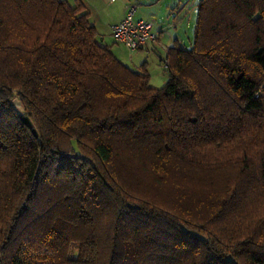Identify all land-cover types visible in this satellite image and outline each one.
<instances>
[{
  "label": "trees",
  "instance_id": "1",
  "mask_svg": "<svg viewBox=\"0 0 264 264\" xmlns=\"http://www.w3.org/2000/svg\"><path fill=\"white\" fill-rule=\"evenodd\" d=\"M195 5L153 87L80 0H0V264H264V0Z\"/></svg>",
  "mask_w": 264,
  "mask_h": 264
},
{
  "label": "crops",
  "instance_id": "2",
  "mask_svg": "<svg viewBox=\"0 0 264 264\" xmlns=\"http://www.w3.org/2000/svg\"><path fill=\"white\" fill-rule=\"evenodd\" d=\"M80 1L89 13V21L95 27L96 39L99 43L109 47L110 51L122 63L135 72H146L151 85L153 80H158L159 76L161 77L158 70L162 68L158 67V64H167L168 49L173 45L185 48L186 40L190 41L196 16V2H191L189 5L184 3L183 0ZM130 3L137 4L136 19L153 20L152 31L156 32L157 36L140 49L130 51L126 47L131 52L128 59L125 53L121 51L120 43L116 42L112 35L111 25L122 18L125 7ZM192 5H194V9L191 11L190 7ZM107 33L111 34L112 42L117 43L116 45H109V41L104 37ZM121 45L123 44L121 43ZM164 69H166L165 66ZM167 75L165 74V79H162L161 82L166 81Z\"/></svg>",
  "mask_w": 264,
  "mask_h": 264
},
{
  "label": "built area",
  "instance_id": "3",
  "mask_svg": "<svg viewBox=\"0 0 264 264\" xmlns=\"http://www.w3.org/2000/svg\"><path fill=\"white\" fill-rule=\"evenodd\" d=\"M137 4L130 3L125 7L122 18L111 25V32L116 42L122 43L130 51L140 49L156 38L152 31L153 20L136 19ZM167 64H165L166 68Z\"/></svg>",
  "mask_w": 264,
  "mask_h": 264
},
{
  "label": "rangeland",
  "instance_id": "4",
  "mask_svg": "<svg viewBox=\"0 0 264 264\" xmlns=\"http://www.w3.org/2000/svg\"><path fill=\"white\" fill-rule=\"evenodd\" d=\"M136 1L138 2V0H136ZM183 2L188 3L190 5L191 2L195 3L196 0H183ZM190 8L192 11V9H194V5H192ZM104 37H105V39H107V41H109V45H116L117 44V43L112 42V36L110 33L109 34L107 33ZM191 43H192V34L190 35V41L186 40V47H189L191 45ZM119 47H120L121 51L123 53H125L126 58L129 59L131 52L126 48L125 45H121V43L119 44ZM164 66H165L164 64H158V67L162 68V69L158 70V72L161 74V77L159 76L158 80H153L151 82L152 83L151 86L160 87L164 84V82H161L162 79H165L164 78L165 74H167L166 69H164ZM166 79H167V77H166Z\"/></svg>",
  "mask_w": 264,
  "mask_h": 264
},
{
  "label": "water",
  "instance_id": "5",
  "mask_svg": "<svg viewBox=\"0 0 264 264\" xmlns=\"http://www.w3.org/2000/svg\"><path fill=\"white\" fill-rule=\"evenodd\" d=\"M16 105H17V107L20 108V106H19L18 104H16ZM22 121H23V123L26 124L28 127H31L32 123H31V121L29 120V118H28L27 116H23V117H22ZM32 132H33L35 135H37V132H36V130H35L34 128L32 129Z\"/></svg>",
  "mask_w": 264,
  "mask_h": 264
}]
</instances>
